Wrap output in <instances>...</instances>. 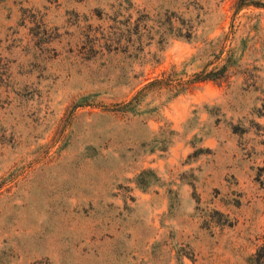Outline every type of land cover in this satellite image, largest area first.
I'll use <instances>...</instances> for the list:
<instances>
[{"label": "rangeland", "instance_id": "1", "mask_svg": "<svg viewBox=\"0 0 264 264\" xmlns=\"http://www.w3.org/2000/svg\"><path fill=\"white\" fill-rule=\"evenodd\" d=\"M263 164L264 0H0V264H256Z\"/></svg>", "mask_w": 264, "mask_h": 264}, {"label": "trees", "instance_id": "2", "mask_svg": "<svg viewBox=\"0 0 264 264\" xmlns=\"http://www.w3.org/2000/svg\"><path fill=\"white\" fill-rule=\"evenodd\" d=\"M215 78L212 75V70H209L207 73H205L204 78ZM161 83H164L163 78L162 77H155L149 81H147L141 88H139L136 93L132 96V98L126 102L123 103V106L126 107L129 110H135V107L137 105V103L140 101V95L142 93L145 92V90H147L148 88L154 86V85H162ZM169 86H173V84L171 85V82L168 81L167 82ZM182 81L177 82L176 84H181ZM179 91H176L174 94H177ZM259 170H264V164L261 165L259 167ZM150 173H154L153 169L151 167H147V168H143L142 170H140L135 178V182L138 186L140 187H144L146 185H148V178L147 175H149ZM259 174L261 173H257L256 178L259 181H263L264 177L263 176H259ZM252 261H254L256 264H264V240L261 244H259L254 252V254L252 255Z\"/></svg>", "mask_w": 264, "mask_h": 264}]
</instances>
